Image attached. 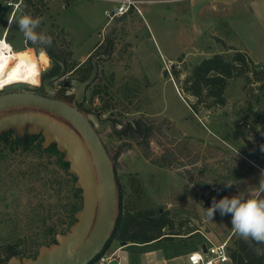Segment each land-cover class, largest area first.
Here are the masks:
<instances>
[{
	"label": "rangeland",
	"instance_id": "374dc122",
	"mask_svg": "<svg viewBox=\"0 0 264 264\" xmlns=\"http://www.w3.org/2000/svg\"><path fill=\"white\" fill-rule=\"evenodd\" d=\"M136 4L139 11L132 8L113 17L119 3L112 0H0V38L5 35L16 53L12 69L24 76L0 92L39 89L52 65L45 49L62 57L58 60L67 67L63 78L72 75L74 66L88 64L91 55L98 73L82 108L115 123V129L107 126L100 136L115 168L118 215L121 202L124 209L161 208L172 218L171 231L165 232L174 233V243L195 241L186 235L199 226L205 239H225L231 232L228 245L233 246L241 237L232 229L231 215L217 211L209 219L205 209L213 197L255 188L264 169V136L260 140L258 133L264 127V0ZM23 15L41 18L37 31L50 37V43L25 39L16 24ZM235 49L245 51L253 62L246 76L228 79L223 106L208 109L182 92L180 83L195 64L215 53L230 57ZM62 81L52 86L59 88ZM96 87L101 91L93 94ZM72 91L69 88L63 98L71 101ZM137 120L152 126L148 138L118 134ZM29 130L25 126L13 133L23 136ZM41 145L50 146L43 145V138ZM55 162L54 156L34 148L0 145L1 257L6 245L15 246L20 258L34 257L40 246L52 243L50 228L62 233L74 223L71 205L81 208V192L76 202L71 182ZM159 243L172 249L170 240ZM130 244L120 247L114 238L107 251L123 248L117 251L120 262L115 258L107 264H133L138 249Z\"/></svg>",
	"mask_w": 264,
	"mask_h": 264
},
{
	"label": "water",
	"instance_id": "95a60500",
	"mask_svg": "<svg viewBox=\"0 0 264 264\" xmlns=\"http://www.w3.org/2000/svg\"><path fill=\"white\" fill-rule=\"evenodd\" d=\"M61 66L59 73L41 80L44 94L31 90L0 93V132L29 126V133L42 134L45 147L54 143L64 153L68 172L77 177L82 206L74 223L67 231L57 233L54 242L40 246L34 257L12 255L5 264H89L111 241L116 225L115 168L100 136L107 126L115 129V123L101 121L98 114L79 108L97 75L98 63L93 60L92 72L85 80L72 77L64 81L61 94L72 87L71 102L59 98L61 94L51 86L65 76V67ZM120 243L128 245L127 241ZM202 248L206 251L205 245Z\"/></svg>",
	"mask_w": 264,
	"mask_h": 264
},
{
	"label": "trees",
	"instance_id": "16d2710c",
	"mask_svg": "<svg viewBox=\"0 0 264 264\" xmlns=\"http://www.w3.org/2000/svg\"><path fill=\"white\" fill-rule=\"evenodd\" d=\"M45 52L50 58L62 60V57L59 54L54 53L50 49H45ZM252 62V59L247 55V53L239 49H235L234 53L230 57H227L223 53H215L208 58L202 59L193 66L190 74L182 83H180V89L186 96L187 94L194 96L198 104H203V106L208 109L221 107L226 103L225 90L228 84V79L236 76H246L249 70L248 67ZM175 77L178 78L177 73H175ZM100 91V87H96L93 94H97ZM191 107L194 110H197L195 103L191 104ZM235 127L239 136L246 141L247 137L244 129L240 127L239 123H236ZM151 130L152 126L148 122L137 120L126 123L123 126V129L118 131V134H126L127 136L134 137L139 135L148 138ZM258 133L259 139L262 140L264 136V127L260 128ZM42 138L43 136L41 133L31 134L26 132L23 136H18L14 135L13 129H7L0 132V145L6 144L14 150L18 147H23L27 150L34 148L42 154L49 153V156H54L56 158L55 163L60 168L62 176L64 173L68 178L67 180L71 182L69 190L72 193L71 196L74 197V199L76 198L75 200L77 202L80 198L81 190L75 187V180L77 178L76 175L67 171L69 164L63 160L64 153L59 151L54 143L47 148H43L41 145ZM247 144L251 147L254 146L251 142H247ZM157 163L160 166H165L160 161H157ZM225 195L226 194L220 195L218 200ZM79 208L80 207H78L77 203H72L70 213L72 223L75 221L74 214ZM119 209V215L112 233L113 239L125 240L131 243L130 246H136L138 251L135 252V254L157 248H165L159 243L161 239H157L161 235L160 227L164 224V222L159 221V218L149 217V215L154 214L153 210L142 209L136 212L133 205H131V207H127L126 209L122 208L120 205ZM138 215L143 217L140 222L137 220ZM172 226L173 221L171 219V227ZM153 228H155L157 232L146 237H139L137 236V232H134L136 229L148 231ZM192 230L193 228L189 230L187 234L191 233ZM64 231L65 230L62 232ZM48 232L53 234L51 242H54L58 231H56L53 227L50 228ZM187 237L192 238L191 234L187 235ZM172 238L173 237L169 238L172 242V249L170 250L171 255L168 253L169 250L166 249V255L169 257L180 255L197 248L195 241L189 242L186 239L180 244L174 243V239ZM154 239H156V241L153 242L152 240ZM206 241L207 240L202 237V243ZM109 243L110 241L107 243L103 251L89 264H93L107 250ZM138 243L142 245H138ZM3 248L5 255L3 257L0 255V263L8 260L12 255H20V251H18L13 245H6ZM228 251L231 258V264H264V244H258L255 242L249 243L244 239H240L235 241L233 246H228Z\"/></svg>",
	"mask_w": 264,
	"mask_h": 264
},
{
	"label": "clouds",
	"instance_id": "9594fccd",
	"mask_svg": "<svg viewBox=\"0 0 264 264\" xmlns=\"http://www.w3.org/2000/svg\"><path fill=\"white\" fill-rule=\"evenodd\" d=\"M16 24L26 40L50 43V37L37 31L41 18L23 15L16 20ZM226 184L229 187L232 185ZM217 211L221 216L231 215L233 231L246 242L264 244V169L260 172L259 182L255 188L246 189L231 197L224 196L220 200L213 197L211 206L205 209V213L209 219H213Z\"/></svg>",
	"mask_w": 264,
	"mask_h": 264
},
{
	"label": "flooded vegetation",
	"instance_id": "af4514ba",
	"mask_svg": "<svg viewBox=\"0 0 264 264\" xmlns=\"http://www.w3.org/2000/svg\"><path fill=\"white\" fill-rule=\"evenodd\" d=\"M88 59H89V63H88V64L82 65V64H83V62H82L81 64L74 66L73 69L71 70L72 75H71V76H68V77H66V78H62V79H63V81H62V86H63L64 81L67 80V79H69V78L76 77V78H79L80 80H85V79L89 76V74L92 72V69H93V60H94V59L91 57V55L88 57ZM60 63L63 64V63L60 62L58 59H56V58H52V65H51V67H50V69H49L48 72H46V73H44V74L42 75L41 80H43L45 77L53 76V75H56L57 73H59V72L62 70V66H61ZM63 65H64L65 70H66V73H67V67H66L65 64H63ZM66 73H65V74H66ZM97 73H98V71H97ZM96 76H97V75H96ZM95 78H96V77H95ZM59 80H60V79H59ZM94 80H95V79H94ZM54 82H55V81H54ZM54 82L51 83V86H52V84H53ZM93 82H94V81H93ZM93 82L91 83V85L93 84ZM91 85H89V87H90ZM62 86H60L59 88H55V87H53V86H52V87H53L55 90H57L58 93L61 94ZM89 87L87 88V91H88ZM69 88H71V89L73 90V91H72V100H73V98H74V89H73L72 87H69ZM69 88H66V89L64 90V92L61 94V97H59V98H61V99L64 100V101H67V100H65V99L63 98V95L68 93L67 90H68ZM35 92H38V93H42V94H44V90H43L42 86H40L39 89H36ZM0 93H2V92H0ZM86 93H87V92H86ZM72 100H71V101H72ZM71 101H67V102H71ZM84 101H85V100H84ZM83 103H84V102H83ZM83 103L79 106V108H80L84 113H86V112L84 111V109L82 108V107H83ZM97 114H98V113H97ZM100 119H101V118H100ZM104 120H106V119H101V121H104ZM121 203H122V204H121ZM121 203H120L121 207L124 208V205H123L124 203H123V202H121ZM120 205H119V207H120ZM134 208H135V211H136V212H138V211H140V210H142V209H151V210H153L154 214L149 215V217H151V218H153V217H155V218H159V221H163V222H164V224L160 227L161 235H160L159 238H157V239H161V241H163V240H169V238L172 237L171 232H165L166 230L171 231V219H172V218H171L170 214H168V213L165 212V211L162 213V209H161V208L157 209V211H155L154 209L149 208V207H140V206H137V205H135ZM117 218H118V217H117ZM141 219H143V217H142L141 215H138V218H137L138 222H140ZM197 223H198V222H197ZM199 225H201V223H199ZM199 231H200V227H199V226H196L191 232H193L192 234L196 235L197 233H199ZM134 232H137V236H139V237H146V236H149V235H152V234L156 233L157 230H156L155 228H153V229H151V230H148V231H142V230H140V229H136ZM112 240H113V238L111 237V241H112ZM111 241H110V242H111ZM118 241L120 242V241H125V240H119V239H118ZM152 241L154 242V241H156V239H154V240H152Z\"/></svg>",
	"mask_w": 264,
	"mask_h": 264
},
{
	"label": "built area",
	"instance_id": "2783aa9c",
	"mask_svg": "<svg viewBox=\"0 0 264 264\" xmlns=\"http://www.w3.org/2000/svg\"><path fill=\"white\" fill-rule=\"evenodd\" d=\"M119 3L117 9L113 13L114 16H122L129 12L132 8L139 11L136 4V0H115ZM2 39H6L4 35ZM206 251L202 247L192 250L187 253V264H231V258L228 251V241H223L220 243L212 242L208 237H206ZM118 250H107L93 263V264H107L108 262L117 258Z\"/></svg>",
	"mask_w": 264,
	"mask_h": 264
},
{
	"label": "crops",
	"instance_id": "0c3cea01",
	"mask_svg": "<svg viewBox=\"0 0 264 264\" xmlns=\"http://www.w3.org/2000/svg\"><path fill=\"white\" fill-rule=\"evenodd\" d=\"M112 1H115V0H112ZM7 29V28H6ZM7 31H5V34H6ZM193 232L189 233L191 234V236L194 238L196 237L195 239V242H196V246L198 249L199 247H203V245L205 244L202 243V235H199L200 233H197L196 235L192 234ZM187 234V235H189ZM186 235V236H187ZM230 235H231V232L230 234H228V236L225 238V239H221V240H215V239H212L209 235H207V237L214 243H220V242H223V241H229V238H230ZM199 236V241H197V237ZM242 239V238H241ZM129 243V242H128ZM120 244V247H121V243L119 242ZM138 245H142V244H139ZM123 248H121L119 251H122ZM118 251V252H119ZM166 248H157V249H153V250H148V251H145V252H140V253H136L137 255H134L133 257L134 260L132 261L133 264H144V263H147V262H151L152 264H187V253H183V254H180V255H176V256H167L166 255ZM190 252V251H189ZM169 255L170 254V251H168ZM129 256H127V259ZM180 261V262H177V261ZM120 262V260H119Z\"/></svg>",
	"mask_w": 264,
	"mask_h": 264
},
{
	"label": "bare ground",
	"instance_id": "6f19581e",
	"mask_svg": "<svg viewBox=\"0 0 264 264\" xmlns=\"http://www.w3.org/2000/svg\"><path fill=\"white\" fill-rule=\"evenodd\" d=\"M16 59V53L6 39L0 38V90L5 85L23 80L22 70H13L12 60ZM41 60H44L42 57Z\"/></svg>",
	"mask_w": 264,
	"mask_h": 264
}]
</instances>
